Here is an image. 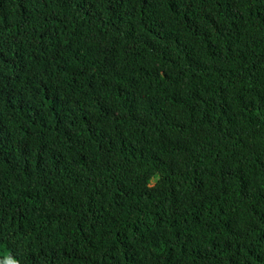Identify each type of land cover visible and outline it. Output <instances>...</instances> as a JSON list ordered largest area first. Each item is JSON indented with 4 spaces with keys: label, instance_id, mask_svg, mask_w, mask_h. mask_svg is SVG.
<instances>
[{
    "label": "trees",
    "instance_id": "obj_1",
    "mask_svg": "<svg viewBox=\"0 0 264 264\" xmlns=\"http://www.w3.org/2000/svg\"><path fill=\"white\" fill-rule=\"evenodd\" d=\"M9 256L264 264V0H0Z\"/></svg>",
    "mask_w": 264,
    "mask_h": 264
},
{
    "label": "clouds",
    "instance_id": "obj_2",
    "mask_svg": "<svg viewBox=\"0 0 264 264\" xmlns=\"http://www.w3.org/2000/svg\"><path fill=\"white\" fill-rule=\"evenodd\" d=\"M161 179L158 173H154L152 177L149 178L147 186L149 188L155 187L157 182ZM0 264H19L17 259L12 258L11 256L5 258V260L0 261Z\"/></svg>",
    "mask_w": 264,
    "mask_h": 264
}]
</instances>
